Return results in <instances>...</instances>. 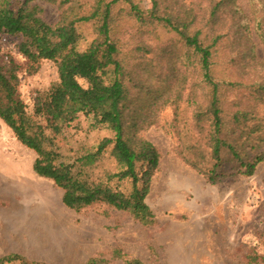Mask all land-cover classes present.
<instances>
[{
  "label": "trees",
  "instance_id": "1",
  "mask_svg": "<svg viewBox=\"0 0 264 264\" xmlns=\"http://www.w3.org/2000/svg\"><path fill=\"white\" fill-rule=\"evenodd\" d=\"M34 1L0 0V33L21 36L17 48L29 74L41 60H51L58 79L35 93L28 112L19 93L21 65L9 54L5 62L0 55V119L35 152L33 171L62 189L66 207L104 203L151 223L154 215L145 198L159 152L138 132L155 123L163 106L178 109L182 100L197 134L195 142L183 146V159L209 181L223 177L224 156L234 173L245 176L264 161V57L256 54L257 43L264 48V0H247V12L237 0H151L147 10L134 0H43L60 8L54 23L42 18ZM123 7L136 25V32L123 30L128 39L117 30ZM80 22H91L96 34L83 50L78 48ZM158 26L175 32L180 45L153 43ZM127 40L134 57L123 50ZM133 66L142 69L133 73ZM136 93L139 110L130 106ZM80 114L113 135L66 157L55 138ZM108 148L114 170L95 173ZM124 182L130 184L127 189ZM16 261L51 264L17 253L0 257V264ZM85 264L108 262L94 256Z\"/></svg>",
  "mask_w": 264,
  "mask_h": 264
},
{
  "label": "rangeland",
  "instance_id": "2",
  "mask_svg": "<svg viewBox=\"0 0 264 264\" xmlns=\"http://www.w3.org/2000/svg\"><path fill=\"white\" fill-rule=\"evenodd\" d=\"M134 2L144 10L151 7V0ZM32 3L39 5L45 21H57L60 8L56 3ZM237 4L248 11L247 0H237ZM119 17L117 30L128 39L123 30L136 32L135 20L124 7ZM77 29L78 48L83 50L96 34L91 22H80ZM155 29L159 38H153V43H181L175 32L160 26ZM20 40V35L0 33V55L5 62L9 54L21 65L19 93L31 112L35 93L48 90L58 73L55 63L44 59L37 71L29 74L18 52ZM127 42L123 50L133 56L132 40ZM256 54L264 57V48L258 43ZM129 61L130 65L137 63L134 58ZM137 69L142 67L133 66V73ZM139 102L136 93L130 99L131 108L139 110ZM92 122L89 115L80 114L55 138L56 148L71 157L81 148H93L102 137L113 135L106 126L92 127ZM138 135L159 152L145 198L154 215L149 224L104 203L81 209L66 207L62 189L33 171L35 152L23 146L0 119V257L17 253L51 264H85L94 256L106 259L108 264H264V161L252 175L245 176L234 173L233 163L224 156L220 168L223 177L209 181L183 159V146L197 139L190 107L184 100L178 109L171 104L163 106L155 123ZM114 167L108 148L94 172ZM129 185L122 183L126 189ZM250 255L258 259L252 261Z\"/></svg>",
  "mask_w": 264,
  "mask_h": 264
}]
</instances>
